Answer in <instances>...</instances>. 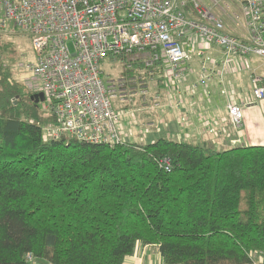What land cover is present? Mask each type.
Returning a JSON list of instances; mask_svg holds the SVG:
<instances>
[{
	"label": "trees",
	"instance_id": "16d2710c",
	"mask_svg": "<svg viewBox=\"0 0 264 264\" xmlns=\"http://www.w3.org/2000/svg\"><path fill=\"white\" fill-rule=\"evenodd\" d=\"M0 60V264H246L264 249V145L44 139L52 113ZM170 160V169L162 163Z\"/></svg>",
	"mask_w": 264,
	"mask_h": 264
},
{
	"label": "built area",
	"instance_id": "2783aa9c",
	"mask_svg": "<svg viewBox=\"0 0 264 264\" xmlns=\"http://www.w3.org/2000/svg\"><path fill=\"white\" fill-rule=\"evenodd\" d=\"M222 1L0 0V28L12 25L31 36L35 60L28 67L40 78L43 105L55 117L43 126L44 139L127 142L121 135L123 116L149 104L153 75L164 85H179L188 77L189 40L191 46L201 39L220 47L224 67L232 55L264 59V0H239L247 39L228 31L213 11ZM196 54L202 59L203 82L215 77L216 70L206 64L207 52L198 48ZM104 63L120 67L118 75L106 74ZM223 87L229 119L242 129L245 102ZM251 96L264 99V74L251 73ZM162 163L170 169L168 158ZM250 257V264H264V250ZM28 259L33 263L31 254Z\"/></svg>",
	"mask_w": 264,
	"mask_h": 264
},
{
	"label": "crops",
	"instance_id": "0c3cea01",
	"mask_svg": "<svg viewBox=\"0 0 264 264\" xmlns=\"http://www.w3.org/2000/svg\"><path fill=\"white\" fill-rule=\"evenodd\" d=\"M238 10L240 11V5ZM236 34L241 38L247 39L248 31L246 26L239 28V33ZM201 46H208L207 50L205 48L202 49L207 52V57H209L206 63L207 66L216 70V76L203 82L200 62L199 66H192L193 71L190 69L192 73L190 72L188 80L190 83L188 82L187 85H181V83L179 85H164L161 82H158L159 85H154V87L158 88V94L164 103V106L162 104L161 113L163 116L165 115L163 118L166 120L168 113L172 111L175 113L176 110L183 108L186 105L184 103L187 102V111L184 114L182 112V115L186 117L185 121L188 127H184L186 131H179L182 139L191 142H207L218 148L236 144L252 145L254 138L250 129L249 113L244 117L243 128L236 129L229 119L228 98L222 93V89L224 88L223 85H226L228 90L233 92L236 99L246 102L247 95H251V73L264 74V59L257 55L247 57L232 55L230 62L224 67L221 63L224 59V52L220 47L210 42L200 43ZM193 84L197 86L193 87ZM173 106V110H170ZM182 123L185 125V122L181 120L179 123L180 129L184 126H182ZM210 129L213 131H210ZM172 132L174 135L176 134L174 131ZM233 140L237 142L233 143ZM32 264L49 263L35 259ZM123 264H162V258L157 246L139 244L134 254L128 256Z\"/></svg>",
	"mask_w": 264,
	"mask_h": 264
},
{
	"label": "rangeland",
	"instance_id": "374dc122",
	"mask_svg": "<svg viewBox=\"0 0 264 264\" xmlns=\"http://www.w3.org/2000/svg\"><path fill=\"white\" fill-rule=\"evenodd\" d=\"M204 1L207 4H210L212 2V0ZM224 2L229 3L230 6L227 7ZM238 6L239 0H224L221 2V4L212 7L213 11L217 15L223 17L227 30L235 34L239 33V28H244L246 26V24L244 23V18H242L243 14L241 12V9L240 11L238 10ZM224 15L226 17H224ZM236 15H239V18H236ZM200 43L203 44L207 42L198 39L194 41L192 46L190 40L185 44L188 54L186 64L191 68V70L193 65L199 66L202 60L196 54L198 48H205L206 50L208 48V46L200 47ZM0 60L5 64V66L11 69L12 75L15 79L21 81L22 83L30 86L33 89H36L38 91L42 90L40 78L37 77L28 67L35 60V52L29 33L19 30L12 25L8 26V28H0ZM102 69L106 74H109V76H116L118 75V69L120 72L121 68L119 67L117 69V67H112L107 63H104ZM190 72L191 71H189L188 77L181 82V85L188 84ZM153 76H155V80L151 83V96L149 99V104L145 105V107L138 105L137 107L140 108L139 112L129 113L123 116V120L121 123L122 138L126 141L134 140L143 143L153 142L158 138L165 136L171 137L176 140H184L181 137V132L179 134V131L185 130L188 125L186 124V121H183L185 122V125L182 123V126H184L182 127V129H180L181 127H179V123L185 118V116L182 115V112L184 114V112L187 111L188 103L185 102L184 104L186 105L183 106V108L181 107L179 109L180 113L179 110H176L175 113L174 111L168 113L166 117L167 119L165 120L163 118L165 117V115L163 116L161 114L164 103L162 102V99L160 100V104L158 103L157 95L159 90L156 86L154 87V85H159L158 75L156 76L154 74ZM246 98L247 101L242 107L244 109L245 115L249 113V123L251 125L250 129L254 138L252 141V145H264V100L252 99L251 95H247ZM177 106L179 107L178 104ZM43 108L45 109V105H43ZM173 108L174 106L171 107L170 110H173ZM199 121L201 120L199 119ZM172 131H174L176 134L174 135ZM221 148L226 147L224 146Z\"/></svg>",
	"mask_w": 264,
	"mask_h": 264
},
{
	"label": "water",
	"instance_id": "95a60500",
	"mask_svg": "<svg viewBox=\"0 0 264 264\" xmlns=\"http://www.w3.org/2000/svg\"><path fill=\"white\" fill-rule=\"evenodd\" d=\"M34 97H35V101L36 103H39L40 101L43 102L45 100V94L42 90H39L37 91L35 94H34Z\"/></svg>",
	"mask_w": 264,
	"mask_h": 264
},
{
	"label": "bare ground",
	"instance_id": "6f19581e",
	"mask_svg": "<svg viewBox=\"0 0 264 264\" xmlns=\"http://www.w3.org/2000/svg\"><path fill=\"white\" fill-rule=\"evenodd\" d=\"M224 17H226V16L224 15Z\"/></svg>",
	"mask_w": 264,
	"mask_h": 264
}]
</instances>
